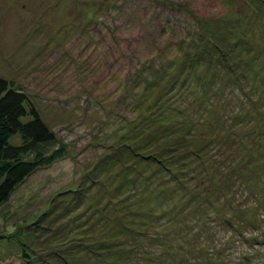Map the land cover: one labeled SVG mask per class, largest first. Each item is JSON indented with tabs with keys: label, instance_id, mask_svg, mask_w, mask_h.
I'll list each match as a JSON object with an SVG mask.
<instances>
[{
	"label": "rangeland",
	"instance_id": "rangeland-1",
	"mask_svg": "<svg viewBox=\"0 0 264 264\" xmlns=\"http://www.w3.org/2000/svg\"><path fill=\"white\" fill-rule=\"evenodd\" d=\"M217 44L221 51L211 48ZM261 74L264 0H0V76L25 89L55 132L43 150L67 151L0 205V259L27 252L36 264H155L152 251L169 245H156V237L204 218L208 236L216 231V244L224 243L233 233L202 210L178 220L151 216L159 200L178 209L188 197H171L168 172L136 152L163 150L174 166L186 154L192 161L189 151L211 138L210 124L194 118L237 114L242 103L233 98L244 78ZM212 95L214 105H204ZM119 171L135 184L114 196ZM78 191L83 196L72 203ZM237 245L227 251L238 258L244 247L255 252L249 263L264 264V244ZM180 255H165L163 264Z\"/></svg>",
	"mask_w": 264,
	"mask_h": 264
},
{
	"label": "trees",
	"instance_id": "trees-1",
	"mask_svg": "<svg viewBox=\"0 0 264 264\" xmlns=\"http://www.w3.org/2000/svg\"><path fill=\"white\" fill-rule=\"evenodd\" d=\"M249 43L251 44L250 41ZM217 46L221 51L222 46L218 44L211 48L216 49ZM244 79H247L248 83H243L242 93L233 98L237 103H242L241 111H237V114L232 113L234 117L230 122L228 120L232 115L224 117L215 109H212L213 116L219 114L216 121L207 120L209 116L204 117L205 115L194 118L199 124L205 121L210 124L208 132L211 138L189 151L194 154L192 161L186 154L185 160L174 166L177 162L175 157L162 154L163 150L150 151L149 154L136 152L146 160L157 163L160 170L168 172V178L165 180L175 191L171 197L178 195L180 201L183 191L188 197L185 204L177 205L178 209L166 205V200H159L157 205L160 207V212L156 210L151 216L155 218L168 216V220L172 218L178 220L183 211L184 214L195 216L197 211L202 210L201 212L208 213V219L216 221L218 225L233 233L224 243L216 244L214 240L216 231L214 237L208 236L211 231L206 229H210L211 224L205 218L203 222H197L191 227L186 226L175 231L167 230L166 233H162L163 238L158 236L154 239L156 245L165 244V240L169 244L162 245L161 251H152L148 259L152 257L155 264H163V259L167 258L172 260V255L176 252L181 254L177 264H246V261L251 264L249 259L254 251L249 253L242 247L243 250L237 258L227 249L233 246L240 247L237 244L248 247L264 244V212L261 211L264 210V75L258 76L256 82L249 78ZM211 82L213 81L205 83L209 86ZM246 86H249V89L245 90ZM213 96L215 98V95L209 96V101L204 105L207 103L214 105ZM194 101L201 102L196 97ZM224 106L226 109L222 112L229 113L230 101L225 100ZM235 125H246L248 130L242 133ZM15 137L19 138L18 141L14 140ZM55 140V132L32 104L25 89L16 86L12 80L0 76V205L6 202L16 186L37 168L65 156L67 152L65 146H58L50 152L43 150L45 143ZM227 141L235 146L233 150ZM236 146L243 147L245 149L243 153L238 152ZM130 167L136 165H129L128 169ZM128 169L125 168L130 173L131 170ZM255 173H261V180H253ZM123 174L117 172V177L121 176L123 182L117 183L116 190L119 192L114 196L123 192L122 189L127 182V185L135 184L132 176L126 174L122 177ZM161 182L163 181L160 180L158 183V190L162 186ZM126 191L128 190H125L124 196L130 194ZM80 192L76 194L77 197L72 203L80 202L79 198H82L84 191ZM154 193L158 194L156 190ZM191 206L193 208H190ZM72 208L74 207L69 209ZM200 218L202 219L203 216ZM193 230L195 232L191 233ZM173 236L177 241L173 240ZM101 245L111 247L109 243ZM165 255L168 257L166 258ZM18 256L21 258L17 263L15 257L19 259ZM34 260L29 253L23 252L11 258H1L0 264H36Z\"/></svg>",
	"mask_w": 264,
	"mask_h": 264
}]
</instances>
